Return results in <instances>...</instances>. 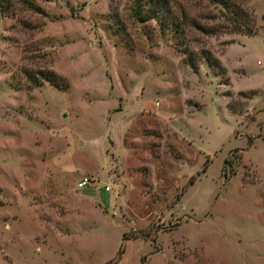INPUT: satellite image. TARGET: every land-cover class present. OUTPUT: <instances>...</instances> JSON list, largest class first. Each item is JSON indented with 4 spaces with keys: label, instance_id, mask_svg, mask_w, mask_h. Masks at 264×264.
Returning <instances> with one entry per match:
<instances>
[{
    "label": "rangeland",
    "instance_id": "374dc122",
    "mask_svg": "<svg viewBox=\"0 0 264 264\" xmlns=\"http://www.w3.org/2000/svg\"><path fill=\"white\" fill-rule=\"evenodd\" d=\"M232 1L250 34L210 0H0V264H264V0Z\"/></svg>",
    "mask_w": 264,
    "mask_h": 264
},
{
    "label": "trees",
    "instance_id": "16d2710c",
    "mask_svg": "<svg viewBox=\"0 0 264 264\" xmlns=\"http://www.w3.org/2000/svg\"><path fill=\"white\" fill-rule=\"evenodd\" d=\"M216 4H220L223 7V10H220L222 16L230 22L232 32H244L250 34L252 30L248 28L247 21L249 19L247 11H245L239 3L233 2L232 0H210ZM151 0L144 3V0H133L132 13L135 18L140 21H145L151 18L158 17V11L163 7L161 4L149 5ZM229 12V13H227ZM170 24L173 25L174 30H177V23L173 19ZM196 26V25H195ZM200 57H204L208 65L221 73L223 69L219 60L212 55L209 51L203 52ZM189 65L193 68V71H197V64L195 61H188ZM26 77L29 80L30 84L27 85V88L33 86H39L44 80L49 81L50 83H57L55 78L57 74L53 70L48 68L38 69L36 71H27Z\"/></svg>",
    "mask_w": 264,
    "mask_h": 264
},
{
    "label": "built area",
    "instance_id": "2783aa9c",
    "mask_svg": "<svg viewBox=\"0 0 264 264\" xmlns=\"http://www.w3.org/2000/svg\"><path fill=\"white\" fill-rule=\"evenodd\" d=\"M95 179L91 176H83L78 179V181L75 184V190L84 189L85 187H88L91 185ZM104 191H110L112 189V186L108 183L103 184ZM114 197H118V193L114 192Z\"/></svg>",
    "mask_w": 264,
    "mask_h": 264
},
{
    "label": "crops",
    "instance_id": "0c3cea01",
    "mask_svg": "<svg viewBox=\"0 0 264 264\" xmlns=\"http://www.w3.org/2000/svg\"><path fill=\"white\" fill-rule=\"evenodd\" d=\"M76 191V190H75Z\"/></svg>",
    "mask_w": 264,
    "mask_h": 264
}]
</instances>
